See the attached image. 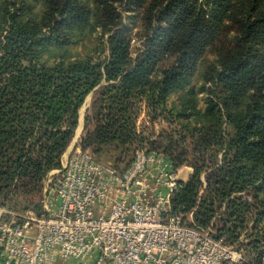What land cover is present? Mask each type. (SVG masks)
<instances>
[{"label": "trees", "instance_id": "1", "mask_svg": "<svg viewBox=\"0 0 264 264\" xmlns=\"http://www.w3.org/2000/svg\"><path fill=\"white\" fill-rule=\"evenodd\" d=\"M116 1L49 0L39 21L41 12L25 11L18 17L17 8L14 13L8 5L4 8L0 207L41 213L46 176L60 167L80 106L95 88L99 92L92 105H97V121L87 129L82 144L96 161L105 157L103 164L124 171L145 140L135 129V101L144 100L153 113L162 108L168 93L184 86L192 55L203 48L215 22L227 19L236 26L237 43L211 73L209 80L218 90L203 111L195 113L198 122L182 121L178 128L147 139L146 152L162 154L175 169L191 162L192 174L173 193L170 212L192 211L193 223L188 224L206 229L214 206L224 205L215 236L232 246L249 220L257 224L264 219V198L254 189L264 182V52L258 53L259 45H264V0H237L234 5L232 0H211L208 17L197 7L199 0H169L147 15L153 31L134 58L128 32L122 29V12L112 5ZM126 2L129 7L133 0ZM96 28L107 35L103 58L77 55L50 66L39 62L41 40L77 42ZM40 34L43 37L38 38ZM170 53L174 60L158 69L157 61ZM204 169L206 194L199 198ZM243 191H249L250 200L244 199ZM243 258L241 264H264V249L246 248Z\"/></svg>", "mask_w": 264, "mask_h": 264}, {"label": "built area", "instance_id": "2", "mask_svg": "<svg viewBox=\"0 0 264 264\" xmlns=\"http://www.w3.org/2000/svg\"><path fill=\"white\" fill-rule=\"evenodd\" d=\"M180 181L162 154L136 152L118 171L69 145L46 176L40 214L0 207V264H241L224 237L170 212Z\"/></svg>", "mask_w": 264, "mask_h": 264}, {"label": "rangeland", "instance_id": "3", "mask_svg": "<svg viewBox=\"0 0 264 264\" xmlns=\"http://www.w3.org/2000/svg\"><path fill=\"white\" fill-rule=\"evenodd\" d=\"M48 1L49 0H0V21L2 20L1 16L6 5L9 6L10 13H14V10L17 8L18 17H23L25 11L26 14L41 12V15L36 17V21H39V18H42L41 16L47 6L45 3H48ZM168 1L169 0H133L129 7H127L126 0H118L112 3L114 7L122 12V29L128 32L131 58H134L140 49L144 48V42L150 39V34L153 31L151 25L147 23V15H151V12L155 11L157 7L164 6ZM210 1L211 0H199L197 6L204 12L206 15L205 17H208L210 12L212 4ZM236 1L237 0H232V4L234 5ZM216 24V29L210 36L204 38L206 43L203 45V48L192 55V60L186 68V76L188 77L184 80V86L181 89L170 91L166 96L162 108H158L156 112L153 113L152 110L148 109L144 100L135 101V129L137 133L142 134L145 138L141 146L136 149V152H146L148 150L147 139L150 141L154 140L161 131H169L170 129L178 128V124L182 121H199V117H197L195 113L197 111L202 112L204 106L208 103L207 100L213 96L214 91L218 90V88L213 85L212 80H209L211 73L217 69L219 61L231 53V50L235 48L237 43L236 26L232 21L222 19L218 23L216 21L215 26ZM0 29H2V27H0ZM0 31L1 37L7 32L5 27ZM42 32L46 34L45 36H49L47 28H44ZM41 37H43L42 34H40L38 38ZM59 37H61L60 34ZM106 37L107 35H103L100 28H96L89 32L85 38L77 42L73 41V39L69 42L55 39L54 41L46 42V40L43 39L39 42L38 46L41 51L39 62L45 66H50L57 63L61 58L67 60L77 55L94 56L97 54L103 58L105 56L104 49L106 51V45L104 43ZM258 51V53L264 52V45H259ZM174 58L175 55H171L170 53V55L158 60L156 67L158 69L165 67V64L170 63ZM98 92L99 89L95 88L86 96L84 102L80 106L77 119V127H79L78 129L76 127L77 130L75 129L70 146L74 143L82 144V140L87 131L89 129L92 130L96 124V113L98 110L97 105L93 106L92 104L97 98ZM166 109H173V113L168 115ZM176 114H180L179 117H175ZM187 149H189L188 155L191 157L192 151L190 144H188ZM105 160V157L100 158L101 163H107ZM189 160L192 161L191 158ZM190 164L191 162L186 163L176 169V171L178 170V178L183 182L188 181L192 174ZM209 171L210 169L207 170V172ZM200 180L203 184L199 191V198L206 194L205 169L200 175ZM257 186V188H254L256 195L260 198H264V182ZM248 193L249 191H243L241 195L244 199L250 200ZM224 210V205L220 208L214 206L215 215L212 217L206 229H210L214 233L219 232L218 229L222 225L219 220L222 218L221 216H223L222 212H224ZM182 216L186 223H193L192 211ZM246 225L247 226H244L243 231L236 240L230 243L233 247L238 248L243 255L246 248L256 250L264 249V219L255 224L252 218Z\"/></svg>", "mask_w": 264, "mask_h": 264}, {"label": "crops", "instance_id": "4", "mask_svg": "<svg viewBox=\"0 0 264 264\" xmlns=\"http://www.w3.org/2000/svg\"><path fill=\"white\" fill-rule=\"evenodd\" d=\"M78 127H77V129H78ZM177 172H178V170H177ZM51 264H80V263H79V261H77L75 259H68V260L63 261L59 258H56ZM87 264H94V257L89 258L87 260Z\"/></svg>", "mask_w": 264, "mask_h": 264}]
</instances>
